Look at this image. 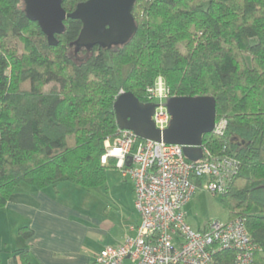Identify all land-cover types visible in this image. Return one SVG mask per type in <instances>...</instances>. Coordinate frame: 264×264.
<instances>
[{
    "label": "trees",
    "instance_id": "trees-1",
    "mask_svg": "<svg viewBox=\"0 0 264 264\" xmlns=\"http://www.w3.org/2000/svg\"><path fill=\"white\" fill-rule=\"evenodd\" d=\"M81 1L61 5L70 12ZM23 7L0 0V208L19 185H105L101 155L118 129L117 94L149 102L147 88L161 75L170 96L214 97L215 120L226 124L203 134L202 146L235 160L220 202L228 219L243 218L254 264H264V0H134L128 41L77 53L79 19L66 18L53 45ZM11 252L32 264L28 248ZM225 254L232 260L233 251Z\"/></svg>",
    "mask_w": 264,
    "mask_h": 264
},
{
    "label": "built area",
    "instance_id": "built-area-1",
    "mask_svg": "<svg viewBox=\"0 0 264 264\" xmlns=\"http://www.w3.org/2000/svg\"><path fill=\"white\" fill-rule=\"evenodd\" d=\"M147 94L149 102L158 99L151 118L163 130L170 120L164 105L170 95L161 75ZM225 124V119L216 122L214 131L222 133ZM201 147L202 157L190 160L182 145L140 138L130 129L118 128L105 139L101 162L108 164L112 158L132 181L139 222L128 226L133 235L104 246L95 264H254L257 246L243 218L211 220L198 229L187 222L184 205L197 187L221 194L236 168L233 157ZM228 250L234 252L230 261Z\"/></svg>",
    "mask_w": 264,
    "mask_h": 264
},
{
    "label": "crops",
    "instance_id": "crops-1",
    "mask_svg": "<svg viewBox=\"0 0 264 264\" xmlns=\"http://www.w3.org/2000/svg\"><path fill=\"white\" fill-rule=\"evenodd\" d=\"M130 188V205L116 204L111 215L101 213V186L87 189L59 181L37 190L19 185L0 208L1 264H17L11 251L20 247L29 249L32 264H95L104 246L134 234L128 228L139 222L132 181ZM20 226L31 235L19 234Z\"/></svg>",
    "mask_w": 264,
    "mask_h": 264
},
{
    "label": "water",
    "instance_id": "water-1",
    "mask_svg": "<svg viewBox=\"0 0 264 264\" xmlns=\"http://www.w3.org/2000/svg\"><path fill=\"white\" fill-rule=\"evenodd\" d=\"M27 18L36 21L49 44H56L55 34L64 31L66 18L82 23L77 38L71 42L74 53L94 45L111 47L123 44L133 35L136 25L132 16L134 0H85L66 12L62 0H22ZM164 105L170 120L158 129L151 115L155 104L140 102L130 91H121L113 102L118 128L130 129L140 138L162 139L183 146L190 160L202 157V135L213 132L216 125V102L210 95L168 96Z\"/></svg>",
    "mask_w": 264,
    "mask_h": 264
},
{
    "label": "rangeland",
    "instance_id": "rangeland-1",
    "mask_svg": "<svg viewBox=\"0 0 264 264\" xmlns=\"http://www.w3.org/2000/svg\"><path fill=\"white\" fill-rule=\"evenodd\" d=\"M247 59L249 61V57ZM262 92L264 94V86ZM157 102L158 99L152 101V103ZM107 165L109 166L105 168V185L101 186L100 189L101 213L109 211L112 215L113 208L117 207L116 204L121 206L130 205L133 193L130 188L131 181L123 174L122 169L116 166L114 161L112 163L108 161ZM220 196V194L209 193L202 186L197 187L190 200L184 205L187 222L194 229H198L211 220H228L227 210L221 205ZM132 211H135V209L133 208Z\"/></svg>",
    "mask_w": 264,
    "mask_h": 264
},
{
    "label": "clouds",
    "instance_id": "clouds-1",
    "mask_svg": "<svg viewBox=\"0 0 264 264\" xmlns=\"http://www.w3.org/2000/svg\"><path fill=\"white\" fill-rule=\"evenodd\" d=\"M115 151H116V154H118V153H119V149H116Z\"/></svg>",
    "mask_w": 264,
    "mask_h": 264
}]
</instances>
